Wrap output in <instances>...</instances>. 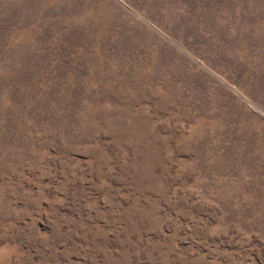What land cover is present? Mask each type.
<instances>
[{"label": "rangeland", "instance_id": "rangeland-1", "mask_svg": "<svg viewBox=\"0 0 264 264\" xmlns=\"http://www.w3.org/2000/svg\"><path fill=\"white\" fill-rule=\"evenodd\" d=\"M0 264H264V0H0Z\"/></svg>", "mask_w": 264, "mask_h": 264}]
</instances>
